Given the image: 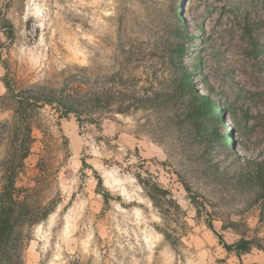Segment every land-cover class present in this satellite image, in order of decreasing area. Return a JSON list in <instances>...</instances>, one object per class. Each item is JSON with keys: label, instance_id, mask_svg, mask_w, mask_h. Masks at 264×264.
Instances as JSON below:
<instances>
[{"label": "rangeland", "instance_id": "1", "mask_svg": "<svg viewBox=\"0 0 264 264\" xmlns=\"http://www.w3.org/2000/svg\"><path fill=\"white\" fill-rule=\"evenodd\" d=\"M0 22L13 26L11 37L0 26V99L7 76L17 92L88 100L123 69L129 108L86 113L81 126L39 110L17 185L57 205L0 264H264V208L248 177L264 160V0H0ZM179 59L196 92L228 110L222 119L197 117L180 96ZM139 97L160 107L136 109ZM11 114L0 108V122ZM153 184L168 192L160 205ZM210 224L255 246L238 257Z\"/></svg>", "mask_w": 264, "mask_h": 264}, {"label": "trees", "instance_id": "2", "mask_svg": "<svg viewBox=\"0 0 264 264\" xmlns=\"http://www.w3.org/2000/svg\"><path fill=\"white\" fill-rule=\"evenodd\" d=\"M181 19V18H179ZM181 22V21H180ZM0 26L6 29V34L11 37L13 26L10 22L1 23ZM180 29V26H178ZM184 42L179 43L178 51L180 55L186 52ZM181 69L178 77L179 94L182 98L188 97V103L192 105L194 114L205 120L212 121L222 119L223 112H227L224 105L210 96L198 94L192 79V72L189 71L179 59ZM124 71H116L112 75L113 88L109 94L103 91L94 92L88 100H80L71 94H66L53 90L30 88L17 92L12 82L4 77L7 93L0 99L1 109H10L11 117L0 122V143L5 142V154L0 160L1 184H0V263L9 258H19L24 246V238L17 237L24 227L34 226L47 219L54 211L57 201L50 200L44 202L40 199H33L32 192L35 188H23L17 185L18 178L25 168V161L31 153L32 146L36 141L33 130L39 110L44 106H50L58 114L59 118H68L71 115L76 117L79 125L83 123V116L95 110L109 108L117 113H127L129 108L126 104L128 100L126 84L123 81ZM137 101L136 109L143 107H160V102L149 98H132ZM231 128L228 127L223 140L227 145L233 144ZM213 133L217 135L216 129ZM259 168L248 174L253 184L258 187L259 198L264 208V160ZM98 180L97 188L102 189V196L106 203L109 202V192L103 190V179L94 170ZM150 198L156 205H160L168 192L158 184H153ZM157 197H160L158 201ZM160 202V204H159ZM178 208L179 205H177ZM210 228L218 236L223 247L231 252H235L238 257L248 253L255 245L254 240L242 237L232 244L225 242L223 236L219 234L210 224ZM166 239L174 248H178L179 239L174 238L168 231H163ZM251 264H262L254 262Z\"/></svg>", "mask_w": 264, "mask_h": 264}]
</instances>
